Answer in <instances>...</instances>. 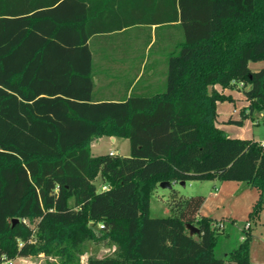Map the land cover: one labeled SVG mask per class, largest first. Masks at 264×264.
Returning a JSON list of instances; mask_svg holds the SVG:
<instances>
[{
  "label": "trees",
  "instance_id": "16d2710c",
  "mask_svg": "<svg viewBox=\"0 0 264 264\" xmlns=\"http://www.w3.org/2000/svg\"><path fill=\"white\" fill-rule=\"evenodd\" d=\"M67 1L0 0V263L43 254L79 264L86 240L108 238L115 253L86 264H250V223L215 256L220 221L199 215L204 196L171 188L169 215L149 208L160 182L216 179L258 190L249 220L264 209V148L217 126L227 88L247 103L228 122L264 111V67H249L264 60V0H166L164 18L146 19L179 32L165 88L121 101L93 100L88 39L98 30L83 14L61 16ZM102 136L126 138L129 155H93Z\"/></svg>",
  "mask_w": 264,
  "mask_h": 264
},
{
  "label": "crops",
  "instance_id": "0c3cea01",
  "mask_svg": "<svg viewBox=\"0 0 264 264\" xmlns=\"http://www.w3.org/2000/svg\"><path fill=\"white\" fill-rule=\"evenodd\" d=\"M165 1L68 0L65 6H60L59 13L61 16L73 17L83 14L86 16L85 22L88 23L87 28L98 30L97 33L88 39L92 60L94 101H121L133 93L152 94L164 90L167 55L173 49V36H178L179 32L173 27L171 22L165 21V19L163 22L152 21V23L146 21V19L150 15L163 16L164 18L170 12L169 10L166 11ZM215 88L220 90V87L217 85ZM219 105L218 102L217 109ZM246 105L245 101L243 107ZM234 113L235 109L232 112L230 111L229 118H232V114ZM217 120L219 122L217 126L222 129L223 126L220 125L218 117ZM98 138L101 139V137H97L91 140L90 148L93 141ZM107 138L110 143H114L119 137ZM109 152L116 154L113 150H109ZM215 180L211 181L214 182ZM241 183H244L245 187H248L249 193L252 191L251 186L245 182L221 181L217 185L214 184L213 190L209 191L203 204L209 200L219 203L226 197V193H232L233 195L241 191L243 189V184ZM254 193L251 195L247 194V196L244 195L245 199L239 203L245 205V208L248 210L247 214L250 212L252 202L257 200V195L259 194L258 190ZM202 206L199 209V215L207 216ZM262 211L264 212V209ZM230 218L231 220H236L232 217ZM219 221V227L223 230L225 224L223 221ZM248 224L249 222L245 221L241 228L237 246L243 240L244 229L247 228ZM257 233L261 234L262 232H258V228L255 226L251 231L250 264H264V258H257V251L252 250L253 240L257 239ZM258 244L264 245V240ZM236 247L223 249V256H227ZM14 261H20V264H32L29 257H18ZM35 264H40V262ZM230 264L235 263L232 262Z\"/></svg>",
  "mask_w": 264,
  "mask_h": 264
},
{
  "label": "rangeland",
  "instance_id": "374dc122",
  "mask_svg": "<svg viewBox=\"0 0 264 264\" xmlns=\"http://www.w3.org/2000/svg\"><path fill=\"white\" fill-rule=\"evenodd\" d=\"M249 67L252 71H256L264 67V60L251 61L249 63ZM225 93L230 94L233 100L219 102L220 105L217 109V113L220 125L223 126V131L230 137L252 139L258 142L264 140V111L256 113L254 115V119L249 117L243 119L241 124L228 122L230 111L232 112L233 109H235V113L232 114V118L234 120L241 119L240 111L245 105V99L243 91L235 87L225 89ZM129 148V141L126 138H117L114 143H110L107 137H101V139L98 138L93 141L91 145V153L93 155H99L108 153L109 150H113L118 156H128ZM219 182L221 181L215 180L212 182L211 180H190L185 182L184 186L180 185V183H174L172 188L175 189L179 195L185 197L202 195L206 198L209 191L213 190L214 184L217 185ZM94 183L98 191L106 188L99 176L95 179ZM241 184H243V189H241V191H238L233 195L232 193H226V197H224V199L219 203L209 200L205 204H202L203 211H205L207 216H211L218 221L221 220L225 224V228L218 234L215 255L217 257H224L223 249H226L227 247H236L238 237L241 233V228L243 227L245 221H249L251 231L256 226L258 228V232H262L261 234H256V237L259 240H253L252 250L257 251V258H264V245H261L262 243L258 244L260 241L262 242L264 240V212L261 211L258 217H255L253 220H249L247 208H245V205L239 204L245 199L244 195H251L257 189L250 187L252 191L249 193L247 189L248 187H245L246 185H244V183ZM170 191V189L161 188L159 184L153 189L150 197L149 208V214L151 217L167 216L170 214V208L167 204ZM258 196L259 194L257 195V199ZM255 202L256 200L252 202L249 210L250 212L252 211ZM230 217L236 220H231ZM99 225L100 223L91 224L97 236L101 235ZM251 241L252 240H250L249 250L251 249ZM117 247V243L108 238L86 240L84 242V253L80 256L79 264H86L88 256L103 257L113 255ZM28 257L31 261L30 263L32 264L39 262L40 264H60L57 257H45L43 254ZM11 264H20V261L12 260Z\"/></svg>",
  "mask_w": 264,
  "mask_h": 264
},
{
  "label": "water",
  "instance_id": "95a60500",
  "mask_svg": "<svg viewBox=\"0 0 264 264\" xmlns=\"http://www.w3.org/2000/svg\"><path fill=\"white\" fill-rule=\"evenodd\" d=\"M179 183H180V185H182V186L185 185V182H183V181H181V182H179ZM173 184H174V183H170V182H168V181H164V182H160V183H159V186H160L161 188L171 189V188L173 187ZM15 221H16V219L13 220V222H15ZM186 228H187V230L189 231V235H195V234L198 233V229H197V227H195V226L192 225V224H187V225H186Z\"/></svg>",
  "mask_w": 264,
  "mask_h": 264
},
{
  "label": "built area",
  "instance_id": "2783aa9c",
  "mask_svg": "<svg viewBox=\"0 0 264 264\" xmlns=\"http://www.w3.org/2000/svg\"><path fill=\"white\" fill-rule=\"evenodd\" d=\"M260 116H261V115H260ZM261 117H263V116H261ZM259 143H260V146L264 148V141H259ZM109 154L112 155V154H114V153H113V152H109ZM99 228H103V225L100 224V225H99ZM11 262H12V260H7V261H4V262H2V263H0V264H11Z\"/></svg>",
  "mask_w": 264,
  "mask_h": 264
}]
</instances>
